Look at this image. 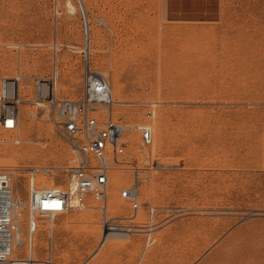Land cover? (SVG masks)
I'll list each match as a JSON object with an SVG mask.
<instances>
[{
	"label": "rangeland",
	"instance_id": "1",
	"mask_svg": "<svg viewBox=\"0 0 264 264\" xmlns=\"http://www.w3.org/2000/svg\"><path fill=\"white\" fill-rule=\"evenodd\" d=\"M80 2L92 53L83 49ZM80 2L0 0V89L3 76L19 74L24 99L16 133L0 127V169L25 202V235L29 169L47 181L41 186H65L74 157L46 106L32 101L36 78L56 75L59 99L84 96L88 68L112 89L120 82L113 118L153 124L149 161L160 167L142 182L135 218L120 195L131 170L112 167L107 217L132 232L100 248L104 213L90 199L53 221L37 218L35 262L264 264V0ZM109 112L99 106L94 114ZM130 138L145 154L139 137ZM13 256L29 257L26 245Z\"/></svg>",
	"mask_w": 264,
	"mask_h": 264
},
{
	"label": "built area",
	"instance_id": "2",
	"mask_svg": "<svg viewBox=\"0 0 264 264\" xmlns=\"http://www.w3.org/2000/svg\"><path fill=\"white\" fill-rule=\"evenodd\" d=\"M84 11V10H83ZM84 30L88 21L84 12ZM86 58V53H85ZM56 75L53 78H36L34 103L43 102L49 107L51 120L60 135L70 144L74 152L72 164L67 168L68 181L65 186H39L35 183L37 168H30L27 208L29 212L28 231L38 230V219L53 221L59 214L88 207L90 199L101 203L104 213L101 247L109 232L133 231V225L113 222L107 217L108 193L112 183V167L126 165L131 170V179L120 192L123 199L130 201L135 218L140 210V187L160 164L143 162L133 151L138 142L130 136H138L142 145L153 140L151 122L128 123L115 120L112 107L116 103L111 85L106 77L88 68L85 72V94L80 99H59L56 94ZM21 76L4 77L0 89V127L16 133L20 121ZM99 106L110 112L100 119L94 113ZM19 143L20 140H14ZM46 200H57L58 205H44ZM15 203L11 178L7 171L0 169V264H33L34 257L13 256L14 219L12 208ZM116 219V218H115ZM53 251V242H50Z\"/></svg>",
	"mask_w": 264,
	"mask_h": 264
},
{
	"label": "bare ground",
	"instance_id": "3",
	"mask_svg": "<svg viewBox=\"0 0 264 264\" xmlns=\"http://www.w3.org/2000/svg\"><path fill=\"white\" fill-rule=\"evenodd\" d=\"M79 2H80V0H79ZM69 5H70V9L75 12V10H76L75 5L71 1H69ZM80 7H81L82 15H83L85 11H83L84 8H82L83 5H82L81 2H80ZM84 33H85V35H84V45H83V49L86 50L88 53H90L92 51V49H91V45L92 44H91V38H90V34H89V29H88L87 32L84 31ZM87 57L88 56L86 55V62L89 59ZM86 65H88V64L86 63ZM14 76H19V74H16ZM14 76H3V77L13 78ZM56 87H57V85H56ZM121 90H122V85L120 84V82H116L115 88L112 89V92H114V94L119 95L120 99L118 101H123V98H122V95H121V93H122ZM38 105L40 107L46 106V108L48 110V113H49L48 106L45 103L40 102ZM152 126H153V124H152ZM154 132L155 131H154V126H153V135H154ZM16 139H19V138L18 137H15L14 140H16ZM138 141H139V144L142 143V142H140V139ZM156 141L157 140L153 137V140H152V142L149 145H143V148H145V151H144L145 154L140 153L139 156L141 158H144V160H146L145 162H147L148 160H150L148 151L151 150V149L152 150H155ZM28 152H29L28 150H23L22 152H20V154H22V153L23 154H26ZM7 153H9V155H13V156L14 155H18V156L20 155L19 152H16V151H13V150H11L10 152L9 151L7 152V150H6V152H4V154H7ZM38 174L35 175V178L34 179H35V183L38 184L39 186H41L42 181L44 179H41V177H39ZM45 184H47V181H45ZM53 185H50V186H53ZM13 195H14V198H15V203H14L13 208H12V214H13V219H14L13 253H12V255H15L16 254V251H17V248L18 247H22V246L26 245V247H27V254L29 256L32 255L34 257V260L37 261L38 259L35 257V246H34L35 245V240H36V238H35L36 237V232L33 233V234L29 233L28 236L25 235L24 229L22 227V220H23V218H22L23 217L22 208H23V205L25 204V202L21 198H18V196H16L14 194V191H13ZM58 204H59V202L57 200H46V201H44V205H53V206H55V205H58ZM28 222H29V220H28ZM118 233L119 232H115V231L109 232L108 235H107V239L108 240H113L114 238H116V236L118 235ZM35 261H34L33 264H37Z\"/></svg>",
	"mask_w": 264,
	"mask_h": 264
}]
</instances>
